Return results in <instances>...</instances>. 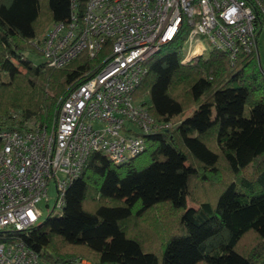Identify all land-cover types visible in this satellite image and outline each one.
Segmentation results:
<instances>
[{"label":"trees","instance_id":"obj_1","mask_svg":"<svg viewBox=\"0 0 264 264\" xmlns=\"http://www.w3.org/2000/svg\"><path fill=\"white\" fill-rule=\"evenodd\" d=\"M87 1L0 0V128L48 126L99 70L102 55L85 51L62 68L27 57ZM185 34L146 62L134 91L160 125L143 152L121 164L91 152L59 213L20 234L44 264H264V81L254 56L232 64L210 49L181 64Z\"/></svg>","mask_w":264,"mask_h":264},{"label":"built area","instance_id":"obj_2","mask_svg":"<svg viewBox=\"0 0 264 264\" xmlns=\"http://www.w3.org/2000/svg\"><path fill=\"white\" fill-rule=\"evenodd\" d=\"M182 27L181 64L197 62L210 49L232 64L239 56L260 64L264 0H88L80 21L73 10L34 40L50 68H62L84 51L102 61L58 102L48 126L24 120L0 128V264H44L20 234L38 225V205L47 202L50 185L60 209L91 152L115 164L143 152L142 135L160 125L133 94L146 62Z\"/></svg>","mask_w":264,"mask_h":264},{"label":"rangeland","instance_id":"obj_3","mask_svg":"<svg viewBox=\"0 0 264 264\" xmlns=\"http://www.w3.org/2000/svg\"><path fill=\"white\" fill-rule=\"evenodd\" d=\"M51 26V23L45 28V30L37 37L40 38L41 35ZM35 41H32V46L37 50L35 44ZM185 51V48H184ZM258 52H259V65L256 61V59L253 60L252 65L249 67L253 69L254 71L259 73V78L261 81H264V29L260 32L259 38H258ZM28 59L31 61L32 64L38 65L45 62V58L39 53V54H29L27 55ZM140 100V99H137ZM146 100V99H144ZM141 101V100H140ZM192 111H187L184 115V117H190L192 115ZM14 114L15 111H12ZM11 113V112H10ZM245 113H247V109L245 110ZM55 203V190L53 185H50L48 188V200L47 202H41L38 207L40 208L42 214L39 217L37 224L40 225L46 221L47 218L55 216L57 213H59L58 207L54 206Z\"/></svg>","mask_w":264,"mask_h":264},{"label":"bare ground","instance_id":"obj_4","mask_svg":"<svg viewBox=\"0 0 264 264\" xmlns=\"http://www.w3.org/2000/svg\"><path fill=\"white\" fill-rule=\"evenodd\" d=\"M159 51V50H158Z\"/></svg>","mask_w":264,"mask_h":264}]
</instances>
